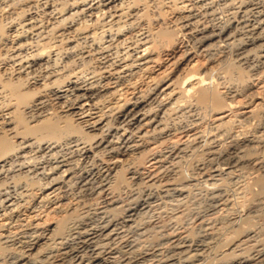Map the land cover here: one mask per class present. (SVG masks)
<instances>
[{
    "label": "bare ground",
    "instance_id": "bare-ground-1",
    "mask_svg": "<svg viewBox=\"0 0 264 264\" xmlns=\"http://www.w3.org/2000/svg\"><path fill=\"white\" fill-rule=\"evenodd\" d=\"M0 264H264V0H0Z\"/></svg>",
    "mask_w": 264,
    "mask_h": 264
},
{
    "label": "rangeland",
    "instance_id": "rangeland-1",
    "mask_svg": "<svg viewBox=\"0 0 264 264\" xmlns=\"http://www.w3.org/2000/svg\"><path fill=\"white\" fill-rule=\"evenodd\" d=\"M2 17H3V15H2ZM6 20V18L5 17H3V19H2V21H5ZM38 70V71H37ZM39 70H40V68L39 69H36V72L38 73L39 72ZM37 73H35V74H37ZM199 196V197H198ZM198 198L200 199V200H198ZM204 195L201 193L200 195L199 194H197V196H196V198H195V200H197L196 202V204L194 205V207L195 208H200L199 210L201 211V210H203L204 208L202 207L203 206V202H204ZM198 201H200V204H199V202ZM203 203V204H202ZM199 204V205H198ZM198 206V207H197ZM194 211H197V209L196 210H194ZM190 217V216H189Z\"/></svg>",
    "mask_w": 264,
    "mask_h": 264
}]
</instances>
